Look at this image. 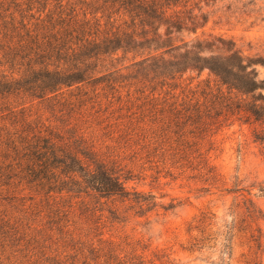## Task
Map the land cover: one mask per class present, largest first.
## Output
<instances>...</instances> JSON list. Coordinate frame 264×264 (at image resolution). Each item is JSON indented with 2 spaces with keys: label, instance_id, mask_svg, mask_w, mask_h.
I'll return each mask as SVG.
<instances>
[{
  "label": "trees",
  "instance_id": "1",
  "mask_svg": "<svg viewBox=\"0 0 264 264\" xmlns=\"http://www.w3.org/2000/svg\"><path fill=\"white\" fill-rule=\"evenodd\" d=\"M214 1L0 0V264H154L127 239L88 242L104 211L148 217L155 196L129 180L212 173L215 133L264 123V57L182 36Z\"/></svg>",
  "mask_w": 264,
  "mask_h": 264
},
{
  "label": "rangeland",
  "instance_id": "2",
  "mask_svg": "<svg viewBox=\"0 0 264 264\" xmlns=\"http://www.w3.org/2000/svg\"><path fill=\"white\" fill-rule=\"evenodd\" d=\"M202 11L206 23L195 34L183 33L186 40L218 35L232 39L245 56L264 57V0H216L202 4ZM259 71L262 77L264 68ZM262 138L264 123L231 119L213 136L208 153L212 173L206 167L199 173L176 165L171 174L163 169L156 178L149 170L129 180L128 187L154 195L157 206L148 217L125 219H114L105 210L88 242L106 247L127 239L154 264H264ZM248 200L255 207L252 214ZM202 214L210 218L206 232L211 238L200 251L190 252L185 248L198 231L187 232V226Z\"/></svg>",
  "mask_w": 264,
  "mask_h": 264
}]
</instances>
